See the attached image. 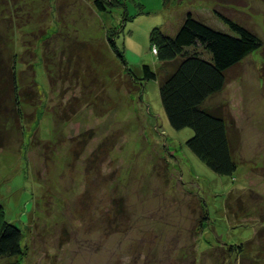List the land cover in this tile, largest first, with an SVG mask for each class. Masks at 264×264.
Instances as JSON below:
<instances>
[{
	"label": "rangeland",
	"instance_id": "374dc122",
	"mask_svg": "<svg viewBox=\"0 0 264 264\" xmlns=\"http://www.w3.org/2000/svg\"><path fill=\"white\" fill-rule=\"evenodd\" d=\"M121 3L0 0V61L25 95L0 112V204L23 248L0 264H264V0ZM217 11L262 40L206 101L229 124L232 176L170 125L160 70L136 79L107 35L142 76L158 69L152 28L172 36L190 13L232 33Z\"/></svg>",
	"mask_w": 264,
	"mask_h": 264
},
{
	"label": "trees",
	"instance_id": "16d2710c",
	"mask_svg": "<svg viewBox=\"0 0 264 264\" xmlns=\"http://www.w3.org/2000/svg\"><path fill=\"white\" fill-rule=\"evenodd\" d=\"M121 4V0H94L95 7L100 11ZM217 14L228 24L232 33L216 30L190 13L172 36L158 27L152 28L149 40L150 46L157 48L158 69L143 64L142 76L136 75L126 65L111 31L107 35L111 47L136 79H156L160 70L159 96L170 125L175 129L189 127L193 133L185 141L187 147L215 173L232 176L237 163L232 153L229 124L220 106L209 107L206 101L222 90L226 71L260 48L262 40L225 13L217 11ZM16 74L15 62L9 64L0 61V112H14L17 117L21 113L20 99L25 95L20 92ZM2 140L0 135V146ZM228 246V254L233 253L235 246L238 249L236 252L243 254L242 245ZM22 252V230L6 219L0 204V258H13Z\"/></svg>",
	"mask_w": 264,
	"mask_h": 264
},
{
	"label": "bare ground",
	"instance_id": "6f19581e",
	"mask_svg": "<svg viewBox=\"0 0 264 264\" xmlns=\"http://www.w3.org/2000/svg\"><path fill=\"white\" fill-rule=\"evenodd\" d=\"M156 51V50H155ZM156 53V52H155Z\"/></svg>",
	"mask_w": 264,
	"mask_h": 264
},
{
	"label": "built area",
	"instance_id": "2783aa9c",
	"mask_svg": "<svg viewBox=\"0 0 264 264\" xmlns=\"http://www.w3.org/2000/svg\"><path fill=\"white\" fill-rule=\"evenodd\" d=\"M156 52V51H155Z\"/></svg>",
	"mask_w": 264,
	"mask_h": 264
}]
</instances>
